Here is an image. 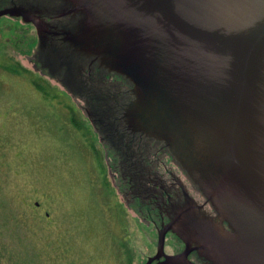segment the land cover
Returning a JSON list of instances; mask_svg holds the SVG:
<instances>
[{
	"label": "water",
	"instance_id": "1",
	"mask_svg": "<svg viewBox=\"0 0 264 264\" xmlns=\"http://www.w3.org/2000/svg\"><path fill=\"white\" fill-rule=\"evenodd\" d=\"M67 2L80 19L63 33L66 46L43 60L34 48L21 61L71 94L93 127L88 112L104 110L108 127L121 125L161 145L217 215H204L187 196V208L158 229L156 252L144 264H264V0ZM1 15L22 14L5 8ZM74 55L123 78L128 94L99 104L88 67L79 75L93 94L72 93L68 73L61 86L55 67L74 68ZM116 81L108 78L101 88L120 93ZM100 142L125 201L127 183L112 169L119 157ZM128 205L137 215L136 204Z\"/></svg>",
	"mask_w": 264,
	"mask_h": 264
},
{
	"label": "rangeland",
	"instance_id": "2",
	"mask_svg": "<svg viewBox=\"0 0 264 264\" xmlns=\"http://www.w3.org/2000/svg\"><path fill=\"white\" fill-rule=\"evenodd\" d=\"M36 44L0 16V264H144L158 229L123 204L71 94L21 61Z\"/></svg>",
	"mask_w": 264,
	"mask_h": 264
},
{
	"label": "flooded vegetation",
	"instance_id": "3",
	"mask_svg": "<svg viewBox=\"0 0 264 264\" xmlns=\"http://www.w3.org/2000/svg\"><path fill=\"white\" fill-rule=\"evenodd\" d=\"M70 7L71 5L67 0H0V10L10 8L14 12L20 13L22 15L15 17H19L23 23H31L34 27L37 34V57L42 60L44 59L43 53H52L57 48L66 46L62 42L63 33L69 31L73 24L80 19L79 14L69 11ZM36 23L41 28H38ZM65 49L69 50L70 48L66 47ZM68 64L57 65L54 71L59 78L61 86L65 84L64 75L66 73L72 77V80H75L74 84L71 85L72 93L93 94L90 92L93 88L88 86L79 75L81 70L88 67L89 70H93V75L95 76L96 81L92 83L98 87L95 92L98 94L99 104L106 107L108 106L107 99L108 101L115 99L121 93L124 96L128 94L130 85L127 81L118 75L107 73L91 58L74 55L70 64H74L73 67L75 69L68 67ZM108 78H115L119 81L116 82L121 87L120 93L101 88L104 81ZM90 81L92 80L90 79ZM124 85L126 88H124ZM104 90L111 94L107 95ZM111 107L114 108L113 106ZM88 113H90L94 121V127L100 139L105 142V145L110 150L116 153L113 156L119 157L118 163H115V168L112 167V169L117 167V174L121 175L125 184L127 183L122 191L123 199L126 201V203L125 201L123 203L125 206L129 207L128 204H136L134 208L138 213L137 215L145 214L146 216L144 217L148 218L147 220L151 217L152 219L149 222L151 223L152 221L156 229H160L162 225L173 219L179 211L187 208V196L193 199L195 205L201 206V213L209 215L208 217L217 218L213 208L208 203H205V199L197 187L161 145L137 134L129 133L121 125L108 127L105 124L106 122L103 121L104 110ZM168 158L176 164L177 168L175 170L171 166L167 167ZM199 197L202 199L201 202ZM186 211L191 210L187 209ZM45 215L48 217L46 212ZM156 222L158 225H156ZM181 244L183 245L182 242ZM197 262L207 264L201 259H197Z\"/></svg>",
	"mask_w": 264,
	"mask_h": 264
},
{
	"label": "trees",
	"instance_id": "4",
	"mask_svg": "<svg viewBox=\"0 0 264 264\" xmlns=\"http://www.w3.org/2000/svg\"><path fill=\"white\" fill-rule=\"evenodd\" d=\"M37 88H38V86H37ZM119 102H120V100L119 101H117V102H115V103H113V105H117V104H119ZM111 103H112V101H111ZM111 103H107L108 105H111ZM113 107H115V106H113ZM112 108V107H111Z\"/></svg>",
	"mask_w": 264,
	"mask_h": 264
}]
</instances>
